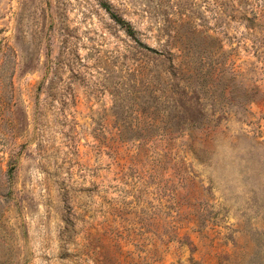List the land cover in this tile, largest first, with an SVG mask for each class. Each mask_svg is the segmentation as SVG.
I'll list each match as a JSON object with an SVG mask.
<instances>
[{"label": "rangeland", "instance_id": "obj_1", "mask_svg": "<svg viewBox=\"0 0 264 264\" xmlns=\"http://www.w3.org/2000/svg\"><path fill=\"white\" fill-rule=\"evenodd\" d=\"M0 264H264V0H0Z\"/></svg>", "mask_w": 264, "mask_h": 264}, {"label": "trees", "instance_id": "obj_2", "mask_svg": "<svg viewBox=\"0 0 264 264\" xmlns=\"http://www.w3.org/2000/svg\"><path fill=\"white\" fill-rule=\"evenodd\" d=\"M110 14H111V16H112V18L118 23V24H120V25H122V26H124V28L126 29V31L129 33V34H131L132 35V29H131V27L129 26V24L125 21V20H123L122 18H120L119 16H117L116 14H112L111 12H110ZM148 49H151V48H148Z\"/></svg>", "mask_w": 264, "mask_h": 264}]
</instances>
